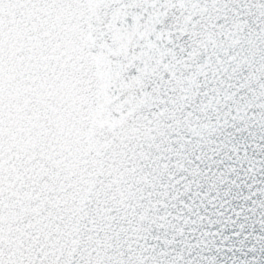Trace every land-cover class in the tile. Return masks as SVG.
Instances as JSON below:
<instances>
[{"label": "snow or ice", "instance_id": "1", "mask_svg": "<svg viewBox=\"0 0 264 264\" xmlns=\"http://www.w3.org/2000/svg\"><path fill=\"white\" fill-rule=\"evenodd\" d=\"M0 264H264V0H0Z\"/></svg>", "mask_w": 264, "mask_h": 264}]
</instances>
